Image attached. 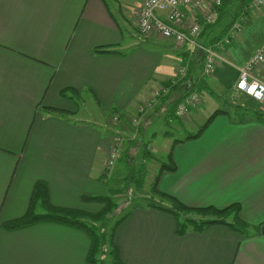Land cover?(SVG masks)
Segmentation results:
<instances>
[{"label":"crops","instance_id":"crops-1","mask_svg":"<svg viewBox=\"0 0 264 264\" xmlns=\"http://www.w3.org/2000/svg\"><path fill=\"white\" fill-rule=\"evenodd\" d=\"M141 1L0 0V264H87L90 239L80 230L40 223L9 231L2 224L26 213L38 181L46 184L52 205L91 211L82 196L104 195L103 174L114 175L106 153L117 133L123 138L117 162L130 169L125 151L130 144L128 154L136 156L142 143L160 162L150 186L157 179L158 190L191 207L238 203L247 224V233L213 224L177 236L169 213L133 209L114 235L122 264H264V121L250 113L239 119L222 107L226 113L213 117L196 138H186L221 109L201 115L199 109L215 104L211 96L206 103L204 91L199 104L170 126L183 138L164 129L155 110L137 128L131 124L139 106L182 63L194 68L193 78L173 89L162 106L205 79L232 94L239 69L264 42V10L250 11L240 42L229 47L231 62L218 64L206 78L195 48L158 34L140 39ZM255 75L264 82V64ZM69 88L85 92L106 119L119 114V122L104 124L101 138L89 119L75 116L70 96L60 94ZM153 126L157 130L150 132ZM161 164L173 168L160 174Z\"/></svg>","mask_w":264,"mask_h":264},{"label":"trees","instance_id":"trees-1","mask_svg":"<svg viewBox=\"0 0 264 264\" xmlns=\"http://www.w3.org/2000/svg\"><path fill=\"white\" fill-rule=\"evenodd\" d=\"M258 0H240L238 2V5L234 7L233 9L230 8V5H232L233 0H220V4L214 6L217 11L216 19L212 22L205 20L202 16L199 17L198 23L200 30L198 33L194 36L196 39V42L202 47L205 48H211L213 51H216L217 53H221L223 51V48L229 49V47L234 43L240 42V39L244 33V29L246 28L247 24L250 21V11L252 9L260 10L264 7L257 4ZM264 42L258 47L260 48ZM179 45V44H178ZM182 46H186L189 48H193L191 46L183 44ZM201 53L203 65H202V76L209 77L210 75H206L203 73V67L206 55L203 52V48H196ZM257 48V49H258ZM256 49V50H257ZM255 50V51H256ZM94 52H98V49H94ZM101 51L104 52H113V50L109 48H105ZM254 51V52H255ZM180 68H184L185 72L183 75L180 73ZM193 70L194 68L191 66V68H187L185 64L182 63L178 67V69L174 72V74L170 77V79L163 84V86L168 87L169 91L165 97H163V101L167 100L169 97V94L173 89H177L178 87L182 88L183 81L188 78H193ZM239 76V74H238ZM256 77V75H255ZM257 78V77H256ZM205 88H208V84L205 80L194 82L191 87L184 92V94L181 96L179 100H174V102L168 105L166 108L165 114L162 116V119L164 121V124L167 126L172 125H178L180 123V118L175 115V109L177 105L184 99L186 96H188L190 93H196L200 96V99H202V93L205 91ZM76 90L69 88L64 89L60 92L62 96H70V98L73 100L75 96L79 95V92H75ZM235 91H238L235 89ZM242 93V92H240ZM70 94V95H69ZM251 115H254L255 119H258L260 121H264V112L255 110V111H249ZM226 113V111L219 109L215 111L208 120L198 128V131L192 135H188L186 138H196L201 131L205 128V126L211 121L213 117H215L218 114ZM119 116V114L113 113L111 115V121H113L114 116ZM237 118V117H236ZM141 124V123H140ZM139 126V125H138ZM137 126V127H138ZM176 140V139H175ZM174 140V141H175ZM129 146L126 152V158H129L128 161H130L131 156L128 154L129 152ZM140 153L138 155V168L136 167H130V176L129 179L131 180L132 184H135L137 189H141L145 184V178H146V163L148 160L153 159V154L147 149V146H145L144 143L140 145ZM126 161V163H128ZM137 164V165H138ZM165 168H173L171 166H168L167 164H161L159 173L165 169ZM127 177V176H126ZM124 177V179H126ZM150 192L157 195L158 199L164 200L165 202H169L171 206L173 205L175 208L178 207V210L175 211V209L170 208L166 206L163 202H149L147 207H153L157 208L161 211H165L169 214H171L175 221H176V235L177 236H183L188 231H194L197 233L202 232L207 226L213 225V224H223L226 225L229 228H232L236 231H239L241 233H247L246 231V222L243 221L240 217V207L238 204H231L229 206L218 208L215 206H208V208H212L215 212H217L219 218L214 219H208V220H200V223L197 224L194 222L193 218H184L182 217V220H180V215H189L192 212H198L200 210H203L205 207H191L188 206L179 200H177L173 195L162 192L158 190L157 188V179L154 181L152 186L149 188ZM110 199L106 195H91L82 196V200L86 201L88 203H100L103 205L102 210L92 212L82 209H74V208H63L54 206L49 202L48 198V189L46 184L44 182H37L34 186L32 197L30 200V206L26 213L21 216L20 218L13 219L10 221H7L2 224L3 228L9 231L12 230H19L23 229L35 224L40 223H52V224H59V225H65L72 227L74 229L80 230L83 233H85L88 238L90 239V248L89 252L86 256V263L87 264H101L102 260H100V254L108 255L107 257V264H122L120 253L118 246L116 245L114 241V235L115 231L118 228V226L122 223V221L125 220V218L128 215V212L122 214L113 224L111 229L109 230V233L105 232L102 233L101 226H98L97 224H103L106 222L109 214L112 212L113 205H111ZM234 206L235 208V217L233 222H227L226 220L220 218L222 216V213L224 211ZM38 208L42 209L41 211H38ZM184 218V219H183Z\"/></svg>","mask_w":264,"mask_h":264},{"label":"built area","instance_id":"built-area-1","mask_svg":"<svg viewBox=\"0 0 264 264\" xmlns=\"http://www.w3.org/2000/svg\"><path fill=\"white\" fill-rule=\"evenodd\" d=\"M220 0H142L137 14V28L141 39L152 34H158L166 39H172L176 44L198 47L206 55L203 73L210 75L213 69L221 63H230L229 49L223 48L221 53L211 48L201 47L194 36L200 30L199 17L212 22L216 19L217 11L214 6L219 5ZM257 4L264 7V0H258ZM163 14V15H162ZM264 64V44L253 52L246 64L239 69L236 89L250 96L255 102L264 106V82L255 77V70ZM184 68H180L183 75ZM166 86L160 85L154 89L151 95L139 106L138 115L131 118L134 128L140 125L141 119L155 110L159 116H163L166 107L161 105L163 97L168 93ZM200 96L190 93L177 105L175 115L183 118L191 108L200 102ZM159 106V107H158ZM158 107V109H156ZM113 120L119 122L120 116H114ZM123 138L116 134L110 143L106 153V168L111 169L120 153Z\"/></svg>","mask_w":264,"mask_h":264},{"label":"rangeland","instance_id":"rangeland-1","mask_svg":"<svg viewBox=\"0 0 264 264\" xmlns=\"http://www.w3.org/2000/svg\"><path fill=\"white\" fill-rule=\"evenodd\" d=\"M239 1L240 0H235L234 5L232 4L231 7L232 8L236 7L238 5ZM262 10H264V8H262ZM258 25H261V22H259ZM140 39H141V37H140ZM229 54L231 55L230 51H229ZM221 64H223V63H221ZM208 83L210 86H209V88H205L206 92L203 93L204 94L203 99L207 103L210 96H211L213 98L215 104L214 103L212 105L206 104L205 108L199 109L200 113L203 117H208L212 113V111L214 109H216L220 104H221L220 105L221 109H223L222 107H224V109L227 110L228 112H230L233 117H237L239 119H240L241 115H244L246 113H250L249 111H251V110L252 111L259 110V111L264 112V106L255 102L247 94L240 93L237 91H233L232 94H230V91L224 90L221 86L218 85L217 82H212L211 80H209ZM219 87H221L224 91H222ZM210 93H214L219 98H216V96H213ZM224 99H227V100L230 99L231 101H228L227 104L225 106H223ZM72 104L76 108L75 116L77 115V117H80L83 119H89L91 121L90 127L92 129L96 130L99 133V136L101 138H103L106 135V132L103 128L104 127L103 125L104 124L107 125L109 123V121L111 120L110 116L108 119H106L103 115L99 114L98 110L94 108V106H95L94 102H91V104H90L89 96L86 95L85 92L81 93L79 96H75L73 98ZM76 123H78V122H76ZM78 124L82 125L81 123H78ZM159 124L161 126H163L164 129L172 131L174 133L175 138H177V139L183 138V133L181 131L180 132H178V130L173 131L172 130L173 127H169L167 125H164L162 122H159ZM153 130H157V127L153 126L150 129V132ZM161 140H162V137L160 136L159 141H161ZM134 154H135V152H133V156L130 155L131 159H130V161H128V164H129L128 166L136 167V169H137L139 166V164H138L139 160H138V158H136V156H138L139 154H136V156ZM155 154H156V157L158 159H160L161 161H166V157L164 154H162V153L160 154L159 151H156ZM117 161H118V159H117ZM116 162L112 166L111 169H107V171L108 170L112 171L114 169L113 177H111V176L108 177V175L103 174L104 175L103 181L105 182L104 195H106L107 197L110 198L108 200L110 201L111 205H113V208H112V212L109 214L110 216L108 217L106 222L103 223L102 225L97 224L98 226H101L102 233H105V232L109 233V230L111 229V227L113 226L115 221L122 214L129 212L133 209H141L144 206L146 207V206H148L149 202H154V201L157 202V199H155V198L151 199V196L157 197V195L151 193L149 188H150V184L152 182V179L154 178V175L158 171V167H159L160 162L152 159L151 161L146 163L147 175L145 178V184L140 190L137 189L136 185L132 184L131 180L129 179V176L131 175L130 169L126 168L124 163H120V162L116 163ZM121 173L123 175H125L124 177L127 176L126 179L121 180V182H119V183L115 182V180L119 177V175ZM135 193H137V194H135ZM160 201L165 202L164 200H161V199H160ZM164 204L170 208L175 209V211L178 210V207L175 208L173 205L171 206V204L167 201ZM232 204H236V203H232ZM90 206H91L92 212H96L97 210L101 211L103 208V205L100 203L99 204L98 203H96V204L92 203ZM238 206L240 207L239 204H238ZM206 207L207 208H204L203 210H200L198 212H192L191 214H189L187 216L186 215H180V220H182V217L193 218L194 222L199 224L200 220L219 218L217 212H215L212 208H208V206H206ZM235 208L236 207H234V206L227 208L224 211V213H222V216L220 218H222L224 220L227 219L226 220L227 222H233L234 217H235V212H236ZM41 212H42V210H41ZM173 219H174V217H173ZM99 257H100V260H102L101 264H107V262H106L107 257H108L107 254L104 255L101 253Z\"/></svg>","mask_w":264,"mask_h":264}]
</instances>
